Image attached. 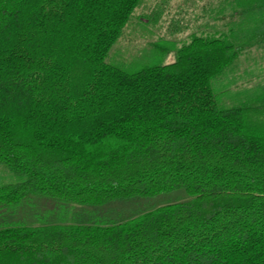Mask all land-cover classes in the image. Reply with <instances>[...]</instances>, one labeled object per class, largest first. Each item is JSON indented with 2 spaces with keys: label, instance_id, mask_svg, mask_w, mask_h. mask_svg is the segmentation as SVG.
Instances as JSON below:
<instances>
[{
  "label": "trees",
  "instance_id": "16d2710c",
  "mask_svg": "<svg viewBox=\"0 0 264 264\" xmlns=\"http://www.w3.org/2000/svg\"><path fill=\"white\" fill-rule=\"evenodd\" d=\"M142 2L0 0V210L186 198L120 220H0V264H264V88L232 104L216 89L264 46V0L210 1L208 28L159 46L167 62L108 63Z\"/></svg>",
  "mask_w": 264,
  "mask_h": 264
},
{
  "label": "rangeland",
  "instance_id": "374dc122",
  "mask_svg": "<svg viewBox=\"0 0 264 264\" xmlns=\"http://www.w3.org/2000/svg\"><path fill=\"white\" fill-rule=\"evenodd\" d=\"M160 0H143L123 29L121 37L112 46L106 61L121 68L134 70L147 62L161 59L170 60L172 53L163 55L159 46L166 48L173 44L179 46L187 42L194 33H200L206 27L207 14L204 8L211 10L216 0H170L162 15L154 22L148 15ZM210 1L212 3L210 4ZM178 27L170 33V27ZM184 26V27H182ZM154 44L158 45L155 46ZM218 85V86H217ZM216 89L223 104H232L264 88V46L245 51L236 64L230 67L223 79L217 82ZM11 181L8 173L0 171V184ZM182 190L162 193L155 197L135 198L125 202H111L104 207L85 208L77 212L73 207L59 206L54 200L33 196L15 208L0 210L3 223H23L41 225L53 221L120 220L134 214L152 209L158 204L185 199ZM69 208V209H68Z\"/></svg>",
  "mask_w": 264,
  "mask_h": 264
}]
</instances>
